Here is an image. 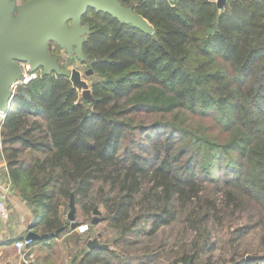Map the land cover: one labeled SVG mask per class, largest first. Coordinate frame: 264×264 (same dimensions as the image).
Segmentation results:
<instances>
[{"label": "trees", "instance_id": "trees-1", "mask_svg": "<svg viewBox=\"0 0 264 264\" xmlns=\"http://www.w3.org/2000/svg\"><path fill=\"white\" fill-rule=\"evenodd\" d=\"M119 2L153 34L89 9L90 98L38 71L1 125L30 229L52 235L33 245L76 237L67 264H264V0Z\"/></svg>", "mask_w": 264, "mask_h": 264}, {"label": "water", "instance_id": "water-1", "mask_svg": "<svg viewBox=\"0 0 264 264\" xmlns=\"http://www.w3.org/2000/svg\"><path fill=\"white\" fill-rule=\"evenodd\" d=\"M225 2L216 1L219 7ZM12 6L11 0H0V112H7L10 107L12 85L22 77L20 64L28 65L30 73L42 71L43 75L67 77L73 87L85 90L83 97L90 98V91L80 73L62 69L46 50L48 42H55L66 47L71 54L69 47L74 45L73 53L81 60L82 45L89 32L88 27L81 25V19L89 9L108 14L146 34H153L152 27L131 8L123 7L119 0H30L15 15ZM84 74L92 76L93 72L88 69ZM75 213L71 198L68 220L72 223ZM97 213V210L93 212ZM99 221L94 216L91 224L96 225ZM76 227V224L71 225L72 230ZM51 236L29 232L25 239L42 242ZM87 246L89 249L103 247L96 240L89 241Z\"/></svg>", "mask_w": 264, "mask_h": 264}, {"label": "crops", "instance_id": "crops-1", "mask_svg": "<svg viewBox=\"0 0 264 264\" xmlns=\"http://www.w3.org/2000/svg\"><path fill=\"white\" fill-rule=\"evenodd\" d=\"M8 179L6 162L0 147V182H6ZM8 207V218L0 222V264H23V255L16 250L14 244L25 239L29 232H33L30 229L31 211L15 191L8 199ZM50 245L52 244L49 241L33 245L27 254L32 256L30 264H56L54 257L48 254ZM62 259L63 263L60 264H66V257Z\"/></svg>", "mask_w": 264, "mask_h": 264}, {"label": "rangeland", "instance_id": "rangeland-1", "mask_svg": "<svg viewBox=\"0 0 264 264\" xmlns=\"http://www.w3.org/2000/svg\"><path fill=\"white\" fill-rule=\"evenodd\" d=\"M25 0H11L13 6H12V9H13V14L15 15L19 9H18V6L22 5V3L24 2ZM217 1V0H215ZM48 46L50 47H54L55 49H57L59 51V55H60V58H57L55 55L51 54L50 51L48 50ZM73 49H74V45L70 46L69 47V50L71 51V54H68V52L66 51V47L64 46H59L57 45L55 42H48L47 44V52L51 55V57H55V61L56 63L64 70H67L69 73L72 71V70H77L80 75H81V79L86 83L87 85V89L89 90V87H90V82H91V77L92 76H85V72L90 69L88 68L87 66L85 65H81L78 63V58L76 57V55L73 53ZM41 74L42 71H40ZM85 90H81L82 92V95L84 94ZM3 124V122H2ZM7 168V167H6ZM97 214H93L91 216V219L96 216L98 219H100V216H103L104 215V210L102 209V207H100L98 210H97ZM68 213H69V205H68V210L65 211V214H64V218L65 220L69 221L68 220ZM76 215V213H75ZM82 217V216H80ZM78 217L77 221L80 222L81 218ZM75 221V223L77 222ZM77 225L79 223H76ZM98 224V225H97ZM96 224V227L94 229V233H93V236L95 235L94 239H90L89 241H92V240H96L97 242H101L103 243V241L108 238V234H105L103 232V229L106 228V223L105 222H101L99 221L98 223ZM82 226H87V230H88V225L87 224H82V225H79L77 226L73 231V234L72 236H75V234H84L85 232L83 233H79L78 231V228L79 227H82ZM57 234V233H56ZM55 234V235H56ZM66 232L64 233H61L57 238H53V239H50L49 242L52 244L50 245L51 249H49V255H52L55 259V263L56 264H60L63 263L61 260H63L62 258H65L66 257V264L68 263L69 261V258L71 256L70 254V248L69 247H74L73 245V242L75 243L76 241V237L72 238L71 237H68L65 236ZM115 234V233H113ZM111 234V235H113ZM116 235V234H115ZM246 242H245V248L244 249H248V250H251V248L259 245V238L256 236V235H249L246 237ZM243 249V250H244ZM225 258L227 259L228 258V255H225Z\"/></svg>", "mask_w": 264, "mask_h": 264}, {"label": "built area", "instance_id": "built-area-1", "mask_svg": "<svg viewBox=\"0 0 264 264\" xmlns=\"http://www.w3.org/2000/svg\"><path fill=\"white\" fill-rule=\"evenodd\" d=\"M21 67V72H22V77L20 80L15 82L12 85V92L15 91V89L18 86L24 85L30 80H33L36 78L35 73H30L29 72V66L26 64H20ZM7 112H0V128L2 125V122L4 121L6 117ZM13 192V186L8 179L6 182H0V222L4 221L5 219L8 218L9 215V207H8V199ZM87 230V226H82L78 228L79 233H83ZM16 250L23 255V264H30L31 263V257L29 254L30 249L33 246V240L31 239H22L14 244Z\"/></svg>", "mask_w": 264, "mask_h": 264}, {"label": "flooded vegetation", "instance_id": "flooded-vegetation-1", "mask_svg": "<svg viewBox=\"0 0 264 264\" xmlns=\"http://www.w3.org/2000/svg\"><path fill=\"white\" fill-rule=\"evenodd\" d=\"M28 1H30V0H25L23 3H22V5H20V6H18V9H20L24 4H26ZM17 14V13H16ZM48 50L50 51V53L51 54H53V55H58V56H60L59 55V51L57 50V49H55L54 47H49L48 46ZM53 58V57H52Z\"/></svg>", "mask_w": 264, "mask_h": 264}, {"label": "bare ground", "instance_id": "bare-ground-1", "mask_svg": "<svg viewBox=\"0 0 264 264\" xmlns=\"http://www.w3.org/2000/svg\"><path fill=\"white\" fill-rule=\"evenodd\" d=\"M12 89V88H11ZM14 93V92H13Z\"/></svg>", "mask_w": 264, "mask_h": 264}]
</instances>
